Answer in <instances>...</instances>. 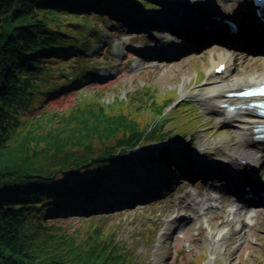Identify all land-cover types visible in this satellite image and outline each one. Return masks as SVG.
Segmentation results:
<instances>
[{"label":"trees","instance_id":"trees-1","mask_svg":"<svg viewBox=\"0 0 264 264\" xmlns=\"http://www.w3.org/2000/svg\"><path fill=\"white\" fill-rule=\"evenodd\" d=\"M100 1L111 2L0 0V264H135L112 226L63 221L83 204H101L104 192L126 197L132 185L156 186L153 179L178 159L158 146L134 163L123 157L135 146L173 140L169 123L187 126L192 104L175 106L178 93L158 96L149 85L128 100L107 102L94 92L61 110L51 106L75 91L56 88L70 67V26L95 23ZM84 55L75 64L88 72Z\"/></svg>","mask_w":264,"mask_h":264},{"label":"rangeland","instance_id":"rangeland-1","mask_svg":"<svg viewBox=\"0 0 264 264\" xmlns=\"http://www.w3.org/2000/svg\"><path fill=\"white\" fill-rule=\"evenodd\" d=\"M149 1L151 4L141 5L151 10L163 6L173 8L160 0ZM104 18L94 15L95 23L70 26L73 30L68 36L69 52L72 53L67 60L70 67L64 70L67 79L60 81L56 88H76H73L75 91L71 92L70 100L66 99L67 95L59 96L62 102L51 103V106L61 110L68 107L77 94L85 97L94 92L104 93L107 102L128 100L134 92L151 85L159 91L158 96L174 92L179 94V99L192 104L189 108L193 117L187 126L169 123L165 131L174 139L165 141H178L184 146L189 144L187 153L190 161L197 155L208 162L211 157L220 158L224 151L234 153L238 141L236 130L218 124V118L206 110L201 99L214 84L242 77H262L264 56H251L222 46H207L169 61L145 59L136 51L143 52L158 43L148 39L142 31H130L131 25L110 23ZM76 44L78 47L75 49ZM163 52L166 53L165 50ZM225 52L240 60L231 73L214 78L211 76L212 58L218 63V54ZM80 54H85L84 60L92 68L88 72V69L75 64ZM204 76L203 83L198 84ZM167 113L172 115L170 111ZM150 147L127 151L125 162H136L147 155ZM262 155L259 178H264V152ZM167 174L165 179L164 175L153 179L161 178L162 183L172 182L171 186L159 190L153 187L152 192L158 190L160 193L154 199L116 210L102 194L101 204H83L63 222L83 229L101 221L107 227L112 226L120 234V241H128L129 249L135 253V264H193L199 262L201 255V264H264V207L242 209L232 195L214 191L199 179L183 176L172 181L174 173ZM176 175L181 174L176 172ZM156 185L159 186L158 183ZM127 192L126 197L116 196L115 199L132 202L135 196L145 194L141 189L136 195L134 185ZM213 202L220 206L219 209L208 211L207 205ZM93 208L98 211H87ZM67 212L70 211H64ZM221 232L226 234L224 240L216 243L215 237Z\"/></svg>","mask_w":264,"mask_h":264},{"label":"bare ground","instance_id":"bare-ground-1","mask_svg":"<svg viewBox=\"0 0 264 264\" xmlns=\"http://www.w3.org/2000/svg\"><path fill=\"white\" fill-rule=\"evenodd\" d=\"M170 5L176 11L180 9L198 12L205 15L212 16H227L233 15V10H238L243 13L245 20L251 18L252 4L251 0H160ZM244 20V21H245ZM217 34H221L219 31ZM253 36H247L244 34L241 37L242 43L246 46H253L263 44L264 40L254 39ZM171 42H168L165 46H171ZM178 47V46H176ZM219 62L225 61L228 69L225 73L230 72L236 67L237 62L240 59L230 53L218 54ZM244 60V59H243ZM242 60V61H243ZM212 69L217 67V62L212 58ZM261 82L259 77L249 76L233 79L230 82H220L214 84L209 90L202 96L201 101L206 110L212 112L218 118V124L231 126L237 131V149L232 155L236 157L246 156L248 158H254L259 163L261 158L259 157L261 152L264 151V143H258L254 141L252 133L254 125L262 123V121L254 115V112L248 109H242V105H247L249 101H242L235 97H228L227 94L240 90L242 87L253 86ZM227 105L234 106L233 110L229 111ZM230 154L223 152L220 159L215 163L221 164V166L227 167ZM217 160V159H216ZM252 180V179H251ZM258 180V179H257ZM260 185L264 186L263 180H258ZM252 182V181H250ZM254 182V181H253ZM259 218V216H258ZM175 233V232H174Z\"/></svg>","mask_w":264,"mask_h":264}]
</instances>
